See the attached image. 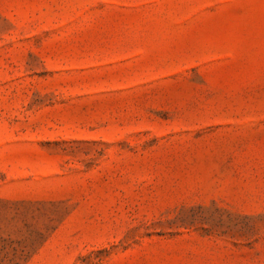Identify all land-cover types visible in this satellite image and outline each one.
<instances>
[{
	"label": "rangeland",
	"instance_id": "rangeland-1",
	"mask_svg": "<svg viewBox=\"0 0 264 264\" xmlns=\"http://www.w3.org/2000/svg\"><path fill=\"white\" fill-rule=\"evenodd\" d=\"M0 264H264V0H0Z\"/></svg>",
	"mask_w": 264,
	"mask_h": 264
}]
</instances>
